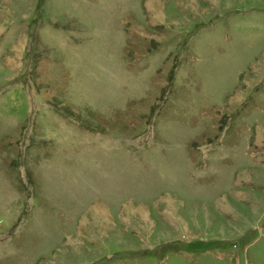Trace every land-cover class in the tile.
Segmentation results:
<instances>
[{
  "label": "rangeland",
  "instance_id": "rangeland-1",
  "mask_svg": "<svg viewBox=\"0 0 264 264\" xmlns=\"http://www.w3.org/2000/svg\"><path fill=\"white\" fill-rule=\"evenodd\" d=\"M0 264H264V0H0Z\"/></svg>",
  "mask_w": 264,
  "mask_h": 264
}]
</instances>
